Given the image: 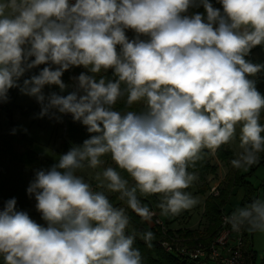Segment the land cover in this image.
<instances>
[{"label":"clouds","instance_id":"1","mask_svg":"<svg viewBox=\"0 0 264 264\" xmlns=\"http://www.w3.org/2000/svg\"><path fill=\"white\" fill-rule=\"evenodd\" d=\"M219 2L223 13L209 0H0V103L19 88L40 104L37 118L71 114L90 134L27 188L46 227L18 211L15 198L0 210L3 264H144L137 236L152 247L155 234L129 232L126 209L151 223L144 198L158 196L163 217L195 207L187 189L199 176L189 169L204 150L236 144L235 169L259 163L264 95L250 77L264 64L245 57L264 44V0ZM199 5L206 19L184 15ZM81 66L74 91L45 96V86L63 92L64 72ZM110 69L114 79L100 75ZM105 157L115 167L96 172V190L79 173L100 169ZM223 223L264 234V198L235 207Z\"/></svg>","mask_w":264,"mask_h":264},{"label":"trees","instance_id":"2","mask_svg":"<svg viewBox=\"0 0 264 264\" xmlns=\"http://www.w3.org/2000/svg\"><path fill=\"white\" fill-rule=\"evenodd\" d=\"M209 2L214 8L219 9L221 13H223V6L219 0H209ZM197 13L202 14L206 19V11L202 5L190 7L184 15L192 16ZM125 31L126 36L130 41L137 38V34L134 30L126 29ZM140 39H148V37L141 35ZM119 48L120 46L118 45L117 51H119ZM45 66L46 65H40L39 67L32 69L31 75L38 74ZM82 72H87V69L82 66L72 67L64 72L62 80L66 85H68V87L63 92H61L59 87L55 85L45 87L51 93L56 92L60 95H67L75 90L72 85V78L79 76ZM100 75H104L108 79H114L111 69L106 73H101ZM14 90L15 88L10 89L9 93H13ZM257 90L264 95V79L260 80L259 88ZM116 107L118 110H122L123 102H119ZM140 109L141 106L137 105L133 110L139 111ZM261 122L264 123V115H262ZM89 135L90 134L87 132L86 126L80 122L69 120L65 131V146L70 149L75 145L82 144L85 139L89 138ZM32 147L33 142L26 134L19 135L9 132L0 135V210H2L6 202L12 198H15L17 201L16 209L18 211L27 212L29 216V211L32 206L36 205L34 196H30L27 193V188L34 179L37 170H47L52 166V164L40 158ZM234 158L235 156L230 146L224 145L217 150L215 155H212L208 150H204V158L197 162L195 169H189L190 171H195L199 176V179L194 182V186L196 187L195 193L199 196H205L200 229L191 230L183 227V229L178 230L170 229L165 235L154 228H150L146 221L141 220L140 216L135 214L131 209H126L130 217L129 231L135 230L136 233H141L150 230L155 234V239L152 241V247L146 246L144 241L139 238V235L137 236L135 247L140 249L144 258V264H203L196 263L188 258H180L177 255L175 256L172 253H168L162 247L161 243L166 242L167 244L180 247H190L191 245L202 242L203 244L209 243L218 231L221 213L225 211V206L232 193H235L237 189H241L243 191V198L240 201L239 206L247 204L253 199L258 198L259 194L261 195L260 198H264V182L261 183L259 189H254L252 184L246 181V177L250 176L254 170L260 166L264 167V154H261L258 164L249 168L250 173H242V170H237L233 167L230 171V177L227 185L220 189L219 195L214 197L208 194L210 189L208 178L215 176L217 172V165L212 164V160L226 165ZM104 160V165L115 167V164L112 162L110 157H105ZM124 175L126 176L127 174L124 173ZM108 195L114 205L126 207L124 202L118 199L117 193H108ZM143 202L147 204L149 208H153L157 212H160L157 207V204L159 203L158 196L144 198ZM227 212H231V210ZM30 218L33 220L31 216ZM163 221L166 227L171 224L170 222H166L164 219ZM245 233L247 236L253 234L248 232ZM251 252L253 255L250 261H248V259L246 260V264H264V258H262L261 262H257L256 254L252 249Z\"/></svg>","mask_w":264,"mask_h":264},{"label":"rangeland","instance_id":"3","mask_svg":"<svg viewBox=\"0 0 264 264\" xmlns=\"http://www.w3.org/2000/svg\"><path fill=\"white\" fill-rule=\"evenodd\" d=\"M259 53L264 56V48L258 52L251 51L252 61H250L247 56L245 59L254 64H264V61H262ZM261 72L264 74V70ZM31 76L30 70L29 72L25 73L23 77H21L19 83L22 84L24 79L30 78ZM257 78L258 74L254 77H250V79H254L255 81ZM75 83L76 82L73 79L72 85L74 88ZM43 92L45 96L51 93L46 87L43 89ZM8 97V101L5 102L4 108L0 111V135L13 132V129H16L15 134H26L32 140V149L36 152V154L40 158L50 162L52 165L56 164L58 162L59 156L69 150V148L65 146V131L67 122L69 121L68 117H66L65 114H58L61 116L60 121L49 119L48 117L37 118V114L41 111L40 104L34 97H30L21 93L19 88H15L13 93L8 94ZM25 129L27 131H25ZM229 146L236 158V153L239 150L238 146L236 144ZM212 164L217 165V172L215 176L208 178V182L210 183V187L217 186L220 191V189L227 185L228 179L230 177V171L232 170L233 166L231 165V162H228L225 165L218 163L215 160H212ZM104 167L108 166L102 165L101 168L97 170L85 169L79 174L82 175L87 182L91 183L92 186L96 188V190H103L97 189L98 181L95 179V174L97 171H102ZM242 173H250V170L248 169L246 172L242 171ZM246 178V181L252 184L254 189H259L261 183L264 182V167H258L253 171V173H251L250 176H247ZM195 189L196 187H194L193 184L189 189H187V191L191 192L192 195L199 200V203L192 209L185 210L181 214L174 216V223H176L174 227H193V229L201 228L200 223L205 196L197 195L195 193ZM106 194L108 195V193ZM260 196L261 195L259 194V197ZM242 198L243 191L241 189H237L235 193H232V195L229 197L228 203L225 206V211H232L235 207L239 206ZM29 212L33 220L36 212L40 213L37 211L35 206H32ZM162 217L163 216H161V218ZM40 221L44 224L43 226H47V223L42 219V216ZM249 238L251 241L252 250L256 254L257 262H261L262 258H264V234L253 233L252 235H249ZM247 259L250 261L251 257ZM246 260L245 264L247 263ZM0 264H3L2 257H0Z\"/></svg>","mask_w":264,"mask_h":264},{"label":"built area","instance_id":"4","mask_svg":"<svg viewBox=\"0 0 264 264\" xmlns=\"http://www.w3.org/2000/svg\"><path fill=\"white\" fill-rule=\"evenodd\" d=\"M74 2V0H73ZM5 103H0V110ZM68 120H73L71 114H65ZM82 124V123H81ZM96 189L95 187H93ZM209 195L218 196L219 189L217 186L210 187ZM154 215L150 228H154L165 234L169 231L159 213L150 208ZM231 212L223 211L220 216V226L214 238L206 244L198 243L190 247L175 246L162 242L161 245L166 252L177 255L178 257L188 258L196 263L203 264H245L247 258L252 257V245L249 236L245 232L242 234L233 233L229 226L223 223V218Z\"/></svg>","mask_w":264,"mask_h":264},{"label":"crops","instance_id":"5","mask_svg":"<svg viewBox=\"0 0 264 264\" xmlns=\"http://www.w3.org/2000/svg\"><path fill=\"white\" fill-rule=\"evenodd\" d=\"M262 48H264V44H261V45H258V46H255L251 49L252 52H258L260 51ZM254 50V51H253ZM251 51L249 53V55L247 56V58L252 61V58H251ZM260 57L262 58V61H264V56H262L260 53H259ZM261 79H264V74H262V72L258 73V78L256 79V87L257 89L259 88V84H260V80ZM195 187V186H194ZM227 212V211H225ZM34 213V212H33ZM159 215H160V212H158ZM136 214V213H135ZM161 216V215H160ZM174 216H169V217H162V219L166 220V222H170L171 224H169L168 226V229L170 230H178V229H183L181 228L180 226L177 228V227H174L176 223H174V219H173ZM41 213H37L35 214L34 216V221L40 225H44L41 221ZM147 223V222H146ZM147 225L150 227V224L147 223ZM188 229H191L193 230V227L192 228H188Z\"/></svg>","mask_w":264,"mask_h":264}]
</instances>
